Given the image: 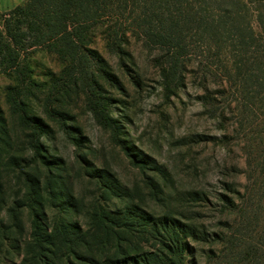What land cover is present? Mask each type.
<instances>
[{"label": "rangeland", "instance_id": "rangeland-1", "mask_svg": "<svg viewBox=\"0 0 264 264\" xmlns=\"http://www.w3.org/2000/svg\"><path fill=\"white\" fill-rule=\"evenodd\" d=\"M93 41L103 69L62 72L38 48L26 83L0 75V264L167 255L164 217L187 232L183 264H264V107L243 122L211 58L171 82L136 39L121 57ZM59 222L94 262L49 240Z\"/></svg>", "mask_w": 264, "mask_h": 264}, {"label": "trees", "instance_id": "trees-1", "mask_svg": "<svg viewBox=\"0 0 264 264\" xmlns=\"http://www.w3.org/2000/svg\"><path fill=\"white\" fill-rule=\"evenodd\" d=\"M251 6L259 33L250 25ZM98 32L109 54L126 55L131 39L157 53L155 63L171 82L193 58L198 65L211 58L221 85L236 95L240 117L251 119L253 109L264 107V47H258L264 39V0H24L0 12V75L26 83L33 68L30 55L38 48L55 56L62 72L103 69L105 60L91 48ZM62 223H56L61 230L49 240H64L68 255L87 258L80 254L87 252L94 262L96 252L78 227ZM181 228L164 217L154 231L169 239L170 245H163L167 255L159 250L132 263L174 264V259L183 264L181 238L187 232ZM109 263L130 264L126 259Z\"/></svg>", "mask_w": 264, "mask_h": 264}, {"label": "crops", "instance_id": "crops-1", "mask_svg": "<svg viewBox=\"0 0 264 264\" xmlns=\"http://www.w3.org/2000/svg\"><path fill=\"white\" fill-rule=\"evenodd\" d=\"M24 0H0V12H5L20 5Z\"/></svg>", "mask_w": 264, "mask_h": 264}]
</instances>
